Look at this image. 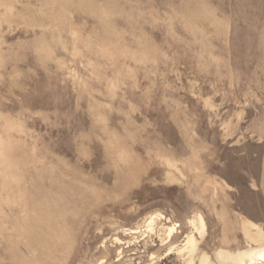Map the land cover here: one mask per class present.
Wrapping results in <instances>:
<instances>
[{
  "label": "rangeland",
  "instance_id": "obj_1",
  "mask_svg": "<svg viewBox=\"0 0 264 264\" xmlns=\"http://www.w3.org/2000/svg\"><path fill=\"white\" fill-rule=\"evenodd\" d=\"M263 247L264 0H0V264Z\"/></svg>",
  "mask_w": 264,
  "mask_h": 264
},
{
  "label": "bare ground",
  "instance_id": "obj_2",
  "mask_svg": "<svg viewBox=\"0 0 264 264\" xmlns=\"http://www.w3.org/2000/svg\"><path fill=\"white\" fill-rule=\"evenodd\" d=\"M201 224H202V227H204L203 221H201ZM173 234H174V229H171L169 232L168 238H170ZM188 246L191 249V252L195 250L196 240L194 237L190 238V240L188 241ZM244 258H248V261H244ZM237 262L238 264H264V247L245 253L244 255L237 258ZM103 263L104 262H101L99 264H103ZM203 264H207V261H205Z\"/></svg>",
  "mask_w": 264,
  "mask_h": 264
}]
</instances>
